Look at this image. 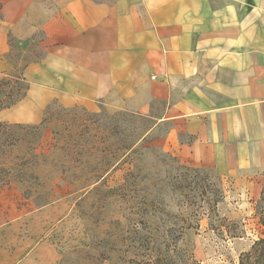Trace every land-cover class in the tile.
Returning <instances> with one entry per match:
<instances>
[{"label": "crops", "instance_id": "0c3cea01", "mask_svg": "<svg viewBox=\"0 0 264 264\" xmlns=\"http://www.w3.org/2000/svg\"><path fill=\"white\" fill-rule=\"evenodd\" d=\"M0 1V80L16 79L9 32L34 0ZM42 31L43 57L22 68L25 96L0 123L40 125L53 103L123 104L185 165L264 171V0H67ZM10 242L0 227V264L30 263Z\"/></svg>", "mask_w": 264, "mask_h": 264}, {"label": "rangeland", "instance_id": "374dc122", "mask_svg": "<svg viewBox=\"0 0 264 264\" xmlns=\"http://www.w3.org/2000/svg\"><path fill=\"white\" fill-rule=\"evenodd\" d=\"M33 2L9 32L16 79L0 82V108L25 94L21 70L43 57L42 27L67 0ZM149 128L123 104L91 113L53 103L40 125L2 124L7 149L0 148V169L31 155L34 143L48 164L35 170L40 179L27 185L30 196L14 183L0 187L2 237L32 250L28 264H239L264 239V171L235 179L185 165L154 146ZM134 135L146 138L137 154L84 187V171L105 164L107 145L130 143ZM12 138L19 139L15 148L8 146Z\"/></svg>", "mask_w": 264, "mask_h": 264}, {"label": "trees", "instance_id": "16d2710c", "mask_svg": "<svg viewBox=\"0 0 264 264\" xmlns=\"http://www.w3.org/2000/svg\"><path fill=\"white\" fill-rule=\"evenodd\" d=\"M1 11H2V3L0 1V12ZM0 19H2L1 15H0ZM4 80L7 79H2L0 80V82L2 83ZM24 96L25 94L21 98L10 103L9 105L2 104L0 111L11 108L20 100H22ZM2 124L4 123H0V127L2 126ZM34 127L36 129L37 126ZM123 134L124 133H121L122 139L125 138ZM122 139H118L115 143H111L107 145L105 149L106 152L104 151V153H107V156L102 160L105 161V164L102 167H95L90 169V171L89 170L86 172L84 171V176L86 178V182L84 183V185L86 184V186L84 187H88L90 185L99 182L104 177V175H106L112 168L121 165V163L124 162L125 157H127L129 154L131 155H133L134 153L137 154L136 152L137 149L141 148L142 144L146 143V138L142 137V135L141 136L134 135L133 141L127 144L124 143ZM18 143H19V139L12 138V140L8 142V146H12V148H15ZM0 148L7 149L6 141H3L2 137H0ZM35 150H36V144L34 143V147L31 149L32 151L31 155L30 153H28L27 156L17 159L18 163L10 162L8 165H2V168L0 169V187L4 185H9L10 183H14L19 185L20 188L24 186L25 188H22L24 194L26 196H30V191L28 190V188L30 187H27V185L29 183L31 185L33 181H39L40 179L39 177L40 173H36L35 170L46 169L48 167V164L46 163L47 160L46 157L37 156L35 154ZM37 159H43L44 162L42 164H39L38 162H36ZM76 162H78V160H76ZM51 169L57 170L56 166L53 164ZM12 174H15L16 176H13ZM126 182L130 183L129 180ZM51 192L52 191L49 190L50 194H52ZM259 204L261 208V212L259 214V220L260 223L264 226V191L262 194V198L259 201ZM239 264H264V239L255 242L254 245L251 247L250 251L244 253L240 257Z\"/></svg>", "mask_w": 264, "mask_h": 264}]
</instances>
